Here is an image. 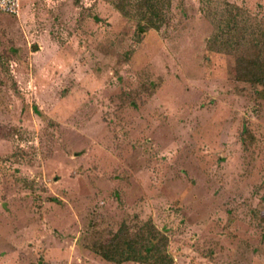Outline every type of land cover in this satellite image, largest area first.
<instances>
[{
    "label": "rangeland",
    "instance_id": "rangeland-1",
    "mask_svg": "<svg viewBox=\"0 0 264 264\" xmlns=\"http://www.w3.org/2000/svg\"><path fill=\"white\" fill-rule=\"evenodd\" d=\"M152 3L0 12V264H264V0Z\"/></svg>",
    "mask_w": 264,
    "mask_h": 264
},
{
    "label": "trees",
    "instance_id": "trees-1",
    "mask_svg": "<svg viewBox=\"0 0 264 264\" xmlns=\"http://www.w3.org/2000/svg\"><path fill=\"white\" fill-rule=\"evenodd\" d=\"M150 0H144L149 6V14L150 16L143 17V21L145 23L140 24L138 26V32L140 34L146 33L148 29H157L159 26V18L160 11L157 9V5L155 3L149 4ZM155 17V18H154ZM238 70L237 76L241 78V80L250 82L252 85H262L264 86V64L260 61L252 59L249 61H238ZM157 245V244H156ZM136 247H132L129 250L128 255L131 256L133 260L138 261H146L150 264H168L166 254L163 251H157V247H155V243L150 242L149 239L146 240V243L140 245L138 250L133 249ZM142 248V249H141ZM96 252H101L96 250ZM127 255V256H128ZM109 258V257H106ZM113 260V259H112ZM127 260V258H125Z\"/></svg>",
    "mask_w": 264,
    "mask_h": 264
},
{
    "label": "built area",
    "instance_id": "built-area-1",
    "mask_svg": "<svg viewBox=\"0 0 264 264\" xmlns=\"http://www.w3.org/2000/svg\"><path fill=\"white\" fill-rule=\"evenodd\" d=\"M22 0H0V12L17 14Z\"/></svg>",
    "mask_w": 264,
    "mask_h": 264
}]
</instances>
